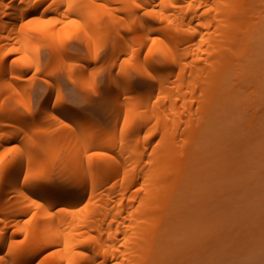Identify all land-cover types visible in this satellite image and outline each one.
Returning a JSON list of instances; mask_svg holds the SVG:
<instances>
[{
	"label": "bare ground",
	"instance_id": "bare-ground-1",
	"mask_svg": "<svg viewBox=\"0 0 264 264\" xmlns=\"http://www.w3.org/2000/svg\"><path fill=\"white\" fill-rule=\"evenodd\" d=\"M105 63L102 124L57 76L96 96ZM263 137L264 0H0V264H185L197 206Z\"/></svg>",
	"mask_w": 264,
	"mask_h": 264
},
{
	"label": "rangeland",
	"instance_id": "rangeland-1",
	"mask_svg": "<svg viewBox=\"0 0 264 264\" xmlns=\"http://www.w3.org/2000/svg\"><path fill=\"white\" fill-rule=\"evenodd\" d=\"M79 36L83 39L81 34ZM83 41L72 43L69 48L80 56L88 57L83 44H86V41L84 39ZM42 42L40 41L43 45ZM45 47L49 50V46ZM45 47L42 46L43 50ZM40 49L39 56L41 61L46 64L45 61H48L52 56L47 59L50 51L44 52L46 49L44 51ZM110 65L111 63H105L97 66L98 69L95 68L100 70V73H96L95 79L97 85L98 82L100 83V92L96 96L90 89L83 88L82 90V80L74 73L71 75L73 77L70 76L71 79L66 75L67 72L64 74V70H62L64 73L58 71L59 75L57 74L64 98L82 112L90 113L92 111V116L95 115V119L96 117L99 118V123H102L103 120L102 124H106L105 118L110 111L108 106L110 103L106 101L107 97L105 98L103 95L107 83L110 82L106 74ZM102 67L107 68V70ZM31 72L33 71H27L24 74L25 77ZM25 77L24 79H26ZM43 77L42 73L31 74L26 79L27 82L29 81L26 86L31 84V88L27 91L28 88L26 87L27 92L11 95L9 102L14 110L26 115L25 106L29 102L32 103L33 108L35 107L34 109L41 105L40 102H43L42 99L45 97L44 91L46 90L45 77ZM133 77L139 76L134 74ZM74 79L80 81L81 86L77 81V83L74 82ZM134 79L135 87H141L143 84L144 86L141 87L143 91L146 93L149 91L148 80H143L144 84L141 78ZM145 86L147 88H143ZM110 102V106L114 104L113 101ZM114 105L113 107H115ZM106 106L109 108H105ZM105 115L106 117H104ZM107 119L110 120L109 115ZM109 120L107 123L111 125V120ZM218 189L213 194L207 193L208 201L206 204L197 206L195 215L191 220L192 227L190 228L188 244L182 251L183 253L178 254L177 260L184 259L185 264H264V152L258 160L251 159L245 168L242 167ZM192 196H195V193H192Z\"/></svg>",
	"mask_w": 264,
	"mask_h": 264
}]
</instances>
